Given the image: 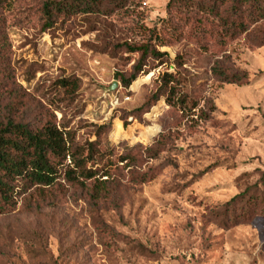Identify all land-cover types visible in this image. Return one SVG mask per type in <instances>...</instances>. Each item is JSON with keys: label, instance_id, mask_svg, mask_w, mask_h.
Returning <instances> with one entry per match:
<instances>
[{"label": "rangeland", "instance_id": "374dc122", "mask_svg": "<svg viewBox=\"0 0 264 264\" xmlns=\"http://www.w3.org/2000/svg\"><path fill=\"white\" fill-rule=\"evenodd\" d=\"M45 1L6 0L0 10L5 62L26 103L54 113L79 144L109 125L101 142L114 161L160 136L167 146L153 162L156 179L124 185L117 205L72 190L54 204L21 203L0 218V264H264V20L226 52L225 67L247 73L248 85L218 81L214 54L189 39L159 48L164 56L126 89L120 77L133 74L138 55L125 46L168 31L169 0H129L50 29L41 20ZM165 73L178 86L134 119ZM63 79L77 91L61 89ZM241 195L237 214L247 201L252 213L224 226L225 203Z\"/></svg>", "mask_w": 264, "mask_h": 264}, {"label": "trees", "instance_id": "16d2710c", "mask_svg": "<svg viewBox=\"0 0 264 264\" xmlns=\"http://www.w3.org/2000/svg\"><path fill=\"white\" fill-rule=\"evenodd\" d=\"M128 1L46 0L41 20L45 29H50L60 18L105 14L118 6L124 9ZM5 4L6 0H0V10ZM168 13V31L153 32L147 43L125 46L138 59L133 74L120 77L124 88L136 81L149 60L157 62L164 56L159 48L189 39L214 54L211 71L218 81L227 85L249 84L247 73L225 67L224 61L229 44L264 20V0H169ZM5 43L0 29V218L14 214L21 203L29 208L30 204H54L71 190L84 193L96 205H117L118 192L124 185H145L156 179L158 168L153 162L166 150L163 136L150 147L131 150L119 161L113 160L111 149L102 146L101 137L109 133V125L96 127L94 140L77 143L73 132L58 125L54 113L26 103L17 92L8 61L5 62ZM161 84L152 99L130 113L134 119L166 97L168 90L173 91L178 79L173 73H165ZM58 86L63 90L72 87L74 92L78 89L69 79L58 81ZM181 102L186 101L183 98ZM198 117L208 120L203 111H198ZM126 120L122 119L125 126ZM121 170L127 171L126 180ZM243 198L245 195L225 203L224 226L229 222L236 226L237 219L248 220L252 213L250 201L240 210L243 214H237V201ZM252 202L255 206V200Z\"/></svg>", "mask_w": 264, "mask_h": 264}, {"label": "water", "instance_id": "95a60500", "mask_svg": "<svg viewBox=\"0 0 264 264\" xmlns=\"http://www.w3.org/2000/svg\"><path fill=\"white\" fill-rule=\"evenodd\" d=\"M117 87H118V83H114L113 85H112V87L110 88V91H115L116 89H117Z\"/></svg>", "mask_w": 264, "mask_h": 264}]
</instances>
